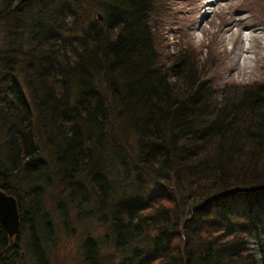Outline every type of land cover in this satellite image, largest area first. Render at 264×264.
Returning <instances> with one entry per match:
<instances>
[{"label": "trees", "instance_id": "1", "mask_svg": "<svg viewBox=\"0 0 264 264\" xmlns=\"http://www.w3.org/2000/svg\"><path fill=\"white\" fill-rule=\"evenodd\" d=\"M160 3L1 0L0 184L48 226L45 192L90 202L120 258L88 235L87 264H264V78L215 102Z\"/></svg>", "mask_w": 264, "mask_h": 264}, {"label": "rangeland", "instance_id": "2", "mask_svg": "<svg viewBox=\"0 0 264 264\" xmlns=\"http://www.w3.org/2000/svg\"><path fill=\"white\" fill-rule=\"evenodd\" d=\"M158 7L151 15L163 49L169 53L188 51L190 61L196 60L199 70L211 76L219 88L215 102L224 94H236L225 88L264 78V0H165L164 4L161 0ZM210 47L216 57L211 58ZM1 135L0 128V139ZM41 200L50 214V227L38 224L43 231L41 239L45 235L50 264H87L82 251L88 235L97 242L101 261L111 258L113 247L105 235L109 240L112 235L96 215L87 212L90 202L77 206L63 201L58 206L53 190L45 192ZM46 235L52 238L48 240ZM112 257L117 261L120 255Z\"/></svg>", "mask_w": 264, "mask_h": 264}, {"label": "flooded vegetation", "instance_id": "3", "mask_svg": "<svg viewBox=\"0 0 264 264\" xmlns=\"http://www.w3.org/2000/svg\"><path fill=\"white\" fill-rule=\"evenodd\" d=\"M0 173H2V170H0ZM2 179L0 183L4 184L5 177L3 176ZM3 184H0V189L11 194L4 188L6 185ZM16 203L19 213V230L14 234H9L7 228L0 223V264H42L39 256H37L39 251H41L42 234L40 231L42 230L39 229L38 225L41 221H37L36 218L32 219V217L26 220L28 216L23 220L21 215L25 211L21 210L17 200ZM26 214H30L29 209L26 210ZM34 241L38 242L39 248Z\"/></svg>", "mask_w": 264, "mask_h": 264}, {"label": "water", "instance_id": "4", "mask_svg": "<svg viewBox=\"0 0 264 264\" xmlns=\"http://www.w3.org/2000/svg\"><path fill=\"white\" fill-rule=\"evenodd\" d=\"M0 223L3 224L9 234L19 230V213L16 199L0 189Z\"/></svg>", "mask_w": 264, "mask_h": 264}]
</instances>
